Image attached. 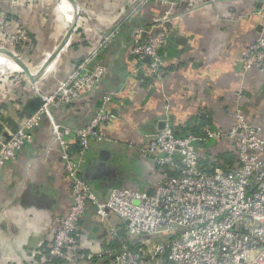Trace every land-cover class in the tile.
Listing matches in <instances>:
<instances>
[{"label":"crops","instance_id":"obj_1","mask_svg":"<svg viewBox=\"0 0 264 264\" xmlns=\"http://www.w3.org/2000/svg\"><path fill=\"white\" fill-rule=\"evenodd\" d=\"M76 1L80 13L69 35L65 0H0L11 28L28 32L19 53L32 72L41 70L67 37L38 81L32 82L23 70L0 72V105L5 122L21 124L38 110L40 94L53 92L77 64L97 51L96 61L107 67L102 81L81 99L54 108V115L73 145L76 130L101 109L103 95H112L105 107L109 119L99 126L106 139L91 137L79 171L102 197L118 186L150 190L157 184L158 169L140 148L166 121L178 132L206 123L226 130L239 107L264 131V72L257 67L245 70L242 64V51L264 35V16L259 13L264 0H206L193 9H176L168 43L161 49V78L152 76L149 59H137L131 47L134 29L150 27L164 13L165 4ZM118 25L114 39L101 48L104 35ZM2 40L0 35V45ZM216 145L220 151L232 150L229 142ZM72 203L62 146L44 118L33 139L0 171V264H45L57 228L55 217L67 214ZM110 220L123 225L116 216ZM80 229L86 250L98 251L112 243L107 221L92 209L83 216Z\"/></svg>","mask_w":264,"mask_h":264},{"label":"built area","instance_id":"obj_2","mask_svg":"<svg viewBox=\"0 0 264 264\" xmlns=\"http://www.w3.org/2000/svg\"><path fill=\"white\" fill-rule=\"evenodd\" d=\"M157 1L166 5L164 13L150 27L134 29L131 52L137 59H149L150 73L161 78V49L168 43L176 9H193L206 0ZM259 13L264 16L263 10ZM11 26L8 12L0 10V47L19 53V46L29 39L28 32L15 31ZM119 30L118 25L105 34L100 47L109 44ZM97 55L93 51L77 64L53 92L40 94V107L15 133L7 127L0 105V171L33 139L34 129L44 118L62 146L73 203L67 214L55 217L57 228L45 264H264V131L247 119L242 108L233 112L232 125L226 130L207 125L202 134L179 135L166 121L163 128L151 134L149 144L140 152L161 167L162 175L150 190L118 186L102 197L80 176L82 157L91 137L106 139L99 126L109 119L105 107L112 95L104 94L101 109L88 125L76 130L75 140L81 146L77 157L69 150L70 142L63 134L67 130L55 118L54 108L81 99L102 81L107 67L96 61ZM242 64L245 70L257 67L264 72V35L242 51ZM5 130L10 133L7 141ZM208 141L231 143L236 153L233 169L202 168L198 144ZM167 169L178 173L169 175ZM89 209L109 226L112 243L98 251L84 249L80 224ZM112 216L123 221L127 238H155L148 237L129 247L120 233L121 226L110 222Z\"/></svg>","mask_w":264,"mask_h":264},{"label":"trees","instance_id":"obj_3","mask_svg":"<svg viewBox=\"0 0 264 264\" xmlns=\"http://www.w3.org/2000/svg\"><path fill=\"white\" fill-rule=\"evenodd\" d=\"M144 60H146V59H144ZM147 63H149L148 60H147ZM207 125L211 126V127L214 126L213 123H210V124L206 123V124L198 125L196 129L192 128V129L185 130V131H182V132H180V131L179 132L176 131V132L179 135H188V134H197V135H199V134L203 133L204 127L207 126ZM2 128H3V126L0 125V132H1ZM215 145L216 144H215L214 141H208L206 143H199L198 144L199 151H200V153L202 155V158H201V161H200V164H201L202 168L206 169V170H213L216 166H221V167H223L226 170L233 169V167L236 164V153H235V151L233 149L232 150H227V151H222V150L220 151V150L216 149L217 145L216 146ZM80 148H81V146H80V143H79L78 140H75L73 145H71V143L69 144V150L71 151V153L75 157H77ZM155 166L158 169L157 171L159 173V176L161 177V175H162L161 167L157 166L156 164H155ZM167 173L169 175H174V174H177L178 172L169 169L167 171ZM120 233L125 238L126 244L129 247H133L134 246L133 241L130 240L129 238H127V236H126L124 225H121ZM113 244L115 246H118V242H116V241H114ZM167 264H170L169 261L167 262Z\"/></svg>","mask_w":264,"mask_h":264},{"label":"water","instance_id":"obj_4","mask_svg":"<svg viewBox=\"0 0 264 264\" xmlns=\"http://www.w3.org/2000/svg\"><path fill=\"white\" fill-rule=\"evenodd\" d=\"M74 9L77 11L75 14V20L71 22V29L68 32V34L70 35L72 33V30L74 29V26L76 25V19L80 13V7L77 3L76 0H69ZM66 40L67 37H65L62 41V43L60 44V46L54 51V53H52V55L48 58V60L45 62L44 66L41 68V70H39L38 72L34 73L32 72V70L26 65V63L23 61L20 53H16L13 50H10L8 48H2L0 47V54H2L4 57H10L13 61H15L23 70L24 73H26L28 75V77L30 78V80L32 82H36L39 80V77L41 75H43V73L48 70L50 68V66H52V64L54 63V61H56L57 57L60 54L61 49L65 46L66 44ZM40 101L42 103V98L40 97ZM41 105V104H40ZM40 107V106H39ZM31 114H29L28 116H30ZM7 127L10 129L11 132L15 133L19 127L20 124H15V123H11L10 121L6 122ZM164 123L162 124V127H164ZM4 135V140L7 141L10 138V133L9 131L5 130L3 132ZM2 147V143H0V149ZM128 222V221H127ZM148 237L151 238H155V236H142V237H138L133 239V244L136 245L137 243L140 242V240L146 239Z\"/></svg>","mask_w":264,"mask_h":264},{"label":"bare ground","instance_id":"obj_5","mask_svg":"<svg viewBox=\"0 0 264 264\" xmlns=\"http://www.w3.org/2000/svg\"><path fill=\"white\" fill-rule=\"evenodd\" d=\"M70 5H72V3L69 0H65V6H66L65 14L67 18L69 19V21L72 22L75 20V14L77 11L74 9L73 5L71 6L73 8L71 10ZM8 69L22 70V68L15 61H13L10 57H7V56L4 57L2 54H0V72L8 71Z\"/></svg>","mask_w":264,"mask_h":264},{"label":"rangeland","instance_id":"obj_6","mask_svg":"<svg viewBox=\"0 0 264 264\" xmlns=\"http://www.w3.org/2000/svg\"><path fill=\"white\" fill-rule=\"evenodd\" d=\"M11 21H12V20H11ZM20 29H23V28L20 27V28H18V29L15 30V31H18V30H20ZM21 46H22V44L19 46V51H20ZM20 52H21V51H20ZM11 71L14 72L15 70H11ZM126 236H128L127 233H126ZM130 237H131V238H129V239L132 240L134 236H131V235H130Z\"/></svg>","mask_w":264,"mask_h":264}]
</instances>
